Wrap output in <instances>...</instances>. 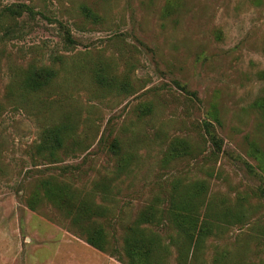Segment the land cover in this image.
Here are the masks:
<instances>
[{"label":"rangeland","instance_id":"374dc122","mask_svg":"<svg viewBox=\"0 0 264 264\" xmlns=\"http://www.w3.org/2000/svg\"><path fill=\"white\" fill-rule=\"evenodd\" d=\"M16 5L33 14L8 16ZM32 66L59 74L28 93ZM205 122L223 140L218 157ZM59 124L71 135L53 159L37 146ZM179 139L193 153L170 160ZM256 156L264 167V0H0V264H121L51 204L29 208L50 176L105 208L118 247L124 226L165 203L175 180L206 181L210 200L241 203L247 218L211 237L204 259L264 264V170H248L259 171Z\"/></svg>","mask_w":264,"mask_h":264},{"label":"trees","instance_id":"16d2710c","mask_svg":"<svg viewBox=\"0 0 264 264\" xmlns=\"http://www.w3.org/2000/svg\"><path fill=\"white\" fill-rule=\"evenodd\" d=\"M8 16L20 17L33 10L26 5H16L5 9ZM89 19L97 20L98 16L90 9H85ZM69 41L71 38L67 37ZM59 70L54 66H32L24 73L23 89L28 93L43 91L57 78ZM100 85L106 86L107 79L99 72L96 74ZM150 112V108L146 107ZM204 131L213 145L212 155L218 157L222 153L223 140L216 128L205 122ZM71 135L70 127L59 124L44 130L37 150L42 155L57 158ZM181 145L169 152L170 160L191 156L193 147L186 140H178ZM116 153L120 145L112 144ZM255 153H258L255 150ZM259 171L248 165V170L258 178H262L263 161L256 156ZM34 193L28 200V206L36 211L44 202L51 204L62 212L70 221L72 229L85 243L97 251L108 253L121 264H208L204 259L207 242L211 237H223L230 227L242 223L247 216L243 214L241 203L232 209L219 208L209 199V185L206 181L183 183L175 180L167 201L153 200L136 219L123 228V243L120 247L110 240L106 223V210L89 197H82L77 190L66 182L50 176L39 180ZM259 197L264 199V187L259 189ZM102 221V222H101ZM171 228L174 235H165L163 230ZM213 264H233L225 255L214 258Z\"/></svg>","mask_w":264,"mask_h":264},{"label":"crops","instance_id":"0c3cea01","mask_svg":"<svg viewBox=\"0 0 264 264\" xmlns=\"http://www.w3.org/2000/svg\"><path fill=\"white\" fill-rule=\"evenodd\" d=\"M87 245V244H86ZM89 247V245H87ZM118 262V261H117Z\"/></svg>","mask_w":264,"mask_h":264}]
</instances>
